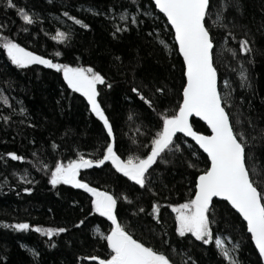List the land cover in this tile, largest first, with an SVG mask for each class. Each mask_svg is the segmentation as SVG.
I'll list each match as a JSON object with an SVG mask.
<instances>
[{
    "label": "trees",
    "instance_id": "trees-1",
    "mask_svg": "<svg viewBox=\"0 0 264 264\" xmlns=\"http://www.w3.org/2000/svg\"><path fill=\"white\" fill-rule=\"evenodd\" d=\"M13 3L16 8L0 0V91L13 103L0 108V264H99L111 252L95 231L108 235L114 226L94 211L90 193L71 185L52 186L50 172L56 163L67 164L80 155L101 159L108 143L122 160L146 157L163 117L175 114L182 103L184 65L171 28L148 0ZM21 8L33 24L24 23ZM205 26L213 42L222 105L234 131L243 133L247 164L257 174L258 190H264V0H210ZM117 27L124 30L117 32ZM58 31L66 34L62 42L54 39ZM7 39L53 63L101 74L105 84L97 85V100L113 136L108 137L87 98L68 87L62 71L12 64L2 47ZM242 40L248 41L250 52L240 50ZM191 124L198 134H209L202 123ZM173 140L179 150L162 153L143 188L110 162L82 169L78 179L112 194L118 222L171 264H228L214 243L204 244L190 233L181 237L177 231L172 208L194 198L196 181L209 162L184 137ZM9 153L24 160L14 161ZM209 218L214 237L234 248L238 264H262L245 224L226 203L214 201ZM18 223L29 224L30 230L12 227ZM36 227L66 231L49 238L32 230Z\"/></svg>",
    "mask_w": 264,
    "mask_h": 264
},
{
    "label": "snow or ice",
    "instance_id": "snow-or-ice-1",
    "mask_svg": "<svg viewBox=\"0 0 264 264\" xmlns=\"http://www.w3.org/2000/svg\"><path fill=\"white\" fill-rule=\"evenodd\" d=\"M155 5L167 17L174 29L175 40L178 42L179 51L186 65V84L178 111L171 116L163 117L162 129L151 141L150 152L146 157L130 156L122 160L114 150V144L108 143L101 159L94 161L80 155L78 159L67 164L56 163L54 170L50 172V184L54 187L59 184L71 185L90 193L94 197L92 201L94 211L111 221L114 227L110 234H101V238L107 241L111 256L107 260L100 259L99 264H171L168 257L138 242L118 222L117 199L112 194L90 187L78 177L82 169L99 167L105 162H110L117 172L143 188L146 184V174L161 158L162 153L166 150H179V145L174 143L173 137L177 133H183L191 137L203 152L207 153L211 166L199 175L194 199L172 208V211L176 213L179 235L184 237L190 233L204 244L214 243L218 249L222 250V255L228 260V264H238V261L230 256L229 251L224 247L226 241L219 236L214 237L210 228V224L214 222L209 218L212 201L214 197H219L230 203L231 207L247 222V231L251 233L260 256L264 257V190H258L260 185L254 178L257 174L247 164L248 157L245 152L243 133L234 131L229 113L222 106L221 93L217 90V71L213 65L212 55L213 42L209 29L205 26L210 0H155ZM7 6L17 7L13 0H7ZM18 15L25 24H33V17L24 9H18ZM65 15L68 14L65 13ZM120 19L124 20L126 17L121 16ZM74 22L87 27L78 19ZM132 22H136L135 18ZM122 30L124 29L116 28L117 32ZM65 38L66 34L60 31L54 37L61 42ZM160 43L164 44V41ZM2 47L6 49L11 63L18 68L41 64L58 72L62 71L68 87L87 98L91 111L103 122L108 137L113 136L112 126L97 100L99 95L97 85L105 84V79L101 74L92 68H73L53 63L49 59L25 50L11 39H7ZM240 50L244 53L251 51L247 40L240 41ZM56 55L59 56L60 53L57 52ZM240 75L242 80H247L243 71ZM132 91L150 105V101L141 95L137 88H133ZM157 91H162V89ZM4 102L7 103V100L5 99ZM190 117H199L205 121L211 129V135L198 134L194 131ZM4 119L8 118L4 117ZM8 155L14 161L24 160L15 153ZM25 191H30V189H25ZM128 202L131 203V201ZM140 211L143 212L144 209L141 208ZM159 211V206L154 205L153 213L158 216ZM82 223L83 221L80 222ZM12 227L18 231L30 230L27 223H18ZM32 230L49 238L66 231L64 228L42 229L39 227ZM96 231L99 233L98 228Z\"/></svg>",
    "mask_w": 264,
    "mask_h": 264
},
{
    "label": "water",
    "instance_id": "water-1",
    "mask_svg": "<svg viewBox=\"0 0 264 264\" xmlns=\"http://www.w3.org/2000/svg\"><path fill=\"white\" fill-rule=\"evenodd\" d=\"M148 1H150L153 5H154V7H155V9H156V11L160 14V15H162L164 18H165V20L167 21V24L169 25V27L171 28V30H172V33H173V35H174V41H175V44H176V46H177V50H178V54H179V56H180V58H181V60H182V62H183V65H184V77H185V84H186V76H185V72H186V65H185V62H184V59H183V55L180 53V51H179V45H178V42L175 40V31H174V29L172 28V26H171V24L168 22V20H167V17L162 13V12H160L159 11V9L156 7V5H155V0H148ZM213 51V50H212ZM41 65V64H40ZM42 66H44L46 69H49L48 67H46L45 65H42ZM218 83H219V81H218V76H217V90H218V92H219V88H218ZM183 93V92H182ZM182 100H183V95H182ZM223 106V105H222ZM192 120H195V121H198V122H200V123H202L204 126H205V128L208 130V135H211V129L209 128V126L207 125V123L205 122V121H203V120H201L199 117H190V123L192 122ZM176 136H182V137H184L186 140H188L189 142H191L206 158H207V160H208V162H209V167L211 166V162H210V160H209V158L207 157V153H205V152H203V150L199 147V145L198 144H196V142L191 138V137H188V136H185L183 133H177L176 134ZM175 136V137H176ZM175 137H173V139L175 138ZM197 182H198V179H197V181H196V184H197ZM195 192H196V187H195ZM194 199V198H193ZM214 201H218V202H223V203H226L232 210H233V212H235L237 215H238V217L241 219V221L245 224V227H246V232H247V235L250 237V239H251V242H252V245H253V247H254V249H255V251L257 252V254H258V256H259V258H260V260H261V263L262 264H264V257H261L260 256V254H259V251H258V249L256 248V245H255V242L253 241V239H252V237H251V233H249L248 231H247V222L243 219V217L234 209V208H232L231 207V205H230V203H228L227 201H224V200H222L221 198H219V197H214L213 198V201H212V204H213V202Z\"/></svg>",
    "mask_w": 264,
    "mask_h": 264
},
{
    "label": "rangeland",
    "instance_id": "rangeland-1",
    "mask_svg": "<svg viewBox=\"0 0 264 264\" xmlns=\"http://www.w3.org/2000/svg\"><path fill=\"white\" fill-rule=\"evenodd\" d=\"M6 50V49H5ZM7 53V51H6ZM1 64V63H0ZM5 99L7 100V103H5ZM13 105L12 101L10 98H8L5 94H3L1 91H0V108H3V107H7V108H11ZM176 214V213H175ZM95 234L101 238V232L97 233V231H95ZM102 239V238H101ZM224 247L229 251V254L230 256H232V252H233V249H230L227 245V243L224 244ZM221 253H222V250L221 249H218ZM233 257V256H232ZM234 258V257H233ZM226 259V258H225ZM227 260V259H226ZM228 261V260H227Z\"/></svg>",
    "mask_w": 264,
    "mask_h": 264
}]
</instances>
